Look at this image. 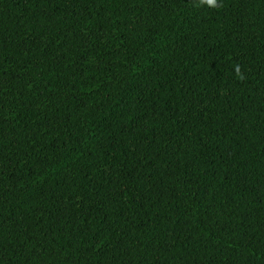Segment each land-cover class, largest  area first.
Masks as SVG:
<instances>
[{
  "label": "trees",
  "instance_id": "1",
  "mask_svg": "<svg viewBox=\"0 0 264 264\" xmlns=\"http://www.w3.org/2000/svg\"><path fill=\"white\" fill-rule=\"evenodd\" d=\"M0 264H264V0H0Z\"/></svg>",
  "mask_w": 264,
  "mask_h": 264
},
{
  "label": "clouds",
  "instance_id": "2",
  "mask_svg": "<svg viewBox=\"0 0 264 264\" xmlns=\"http://www.w3.org/2000/svg\"><path fill=\"white\" fill-rule=\"evenodd\" d=\"M206 2H208L210 4H215V0H206Z\"/></svg>",
  "mask_w": 264,
  "mask_h": 264
}]
</instances>
